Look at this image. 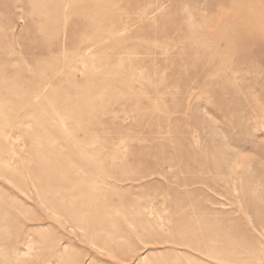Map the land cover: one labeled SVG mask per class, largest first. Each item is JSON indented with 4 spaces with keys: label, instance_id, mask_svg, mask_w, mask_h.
<instances>
[{
    "label": "rangeland",
    "instance_id": "374dc122",
    "mask_svg": "<svg viewBox=\"0 0 264 264\" xmlns=\"http://www.w3.org/2000/svg\"><path fill=\"white\" fill-rule=\"evenodd\" d=\"M44 70L0 141L4 264H264V0H0V80Z\"/></svg>",
    "mask_w": 264,
    "mask_h": 264
},
{
    "label": "bare ground",
    "instance_id": "6f19581e",
    "mask_svg": "<svg viewBox=\"0 0 264 264\" xmlns=\"http://www.w3.org/2000/svg\"><path fill=\"white\" fill-rule=\"evenodd\" d=\"M13 7L16 8L17 6L13 5ZM20 41L21 40L19 39V37H17V44L19 46H22ZM25 53H27L28 58H26V62L28 64L35 65L38 63L37 57L34 56V53L30 51L25 52L23 51L22 47L20 48V50H18V53L16 55L19 56L21 54L25 56ZM43 65L44 67H46L45 64ZM14 77L15 75H13V78L11 79L7 77H2V79L0 80V141L3 140V142L5 143L10 140L9 139L10 136L12 138L15 136L13 135L15 129H17L19 126L23 124V118L20 116L21 111L26 110L27 114H25L24 116L25 118L28 115L33 116L35 118L40 108L39 106L35 105L34 100H36L39 97L41 98L43 97V100L45 101L47 100L49 101L50 99V93L47 91V89L50 85L51 75L46 73L45 70L39 71V73H36L35 75L33 72L30 73V71L29 72H23V71L19 72V74L16 75V77L22 79L20 82L24 84V87L21 84L15 83L16 78ZM25 78H27V80H25ZM28 81L30 82L29 86H27ZM11 114H12V117H11ZM263 116H264V113H263ZM37 122H40L43 124V121L41 119H37ZM236 142L237 140H235L234 143L236 144ZM236 145H240V143L238 142ZM242 146H243L242 152H245L247 145L242 144ZM237 154L236 155L233 154L231 156V159L234 162V166L238 165V161H240L239 159H237L238 158ZM90 157H92V155H90ZM230 169H231L229 170L230 177H233L235 175L233 168H230ZM85 210L80 208V213L78 214V217H81V219H79V221L77 220V217H74V220L76 219L77 223L80 221L81 222L91 221L92 232L96 234L101 233V232L106 233L108 230H112V229H109V225L106 222L107 219L103 215L98 214V213L88 214V212H85ZM1 222L2 221L0 218V226H1ZM112 225L111 227H113ZM72 227L73 228L78 227L81 231H85V229L80 226H76V227L72 226ZM109 233L113 234L112 231ZM2 257H3V253L0 252V264H4L2 261Z\"/></svg>",
    "mask_w": 264,
    "mask_h": 264
}]
</instances>
